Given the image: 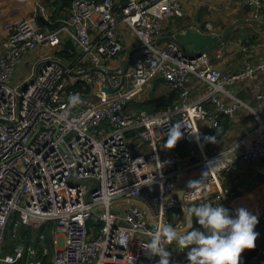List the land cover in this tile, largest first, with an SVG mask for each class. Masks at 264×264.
<instances>
[{"label": "built area", "instance_id": "built-area-1", "mask_svg": "<svg viewBox=\"0 0 264 264\" xmlns=\"http://www.w3.org/2000/svg\"><path fill=\"white\" fill-rule=\"evenodd\" d=\"M12 1L24 12L0 47V264H159L143 247L157 227L191 231L184 207L220 204L235 216L225 174L264 159V116L238 96L264 74V31L261 55L242 46L241 68L226 71L208 52L189 58L161 40L189 0H70L62 17L49 0ZM244 2L257 21L264 0ZM156 79L176 100L148 112L138 104ZM255 96L261 104L264 92ZM241 106L253 113L247 133L204 142ZM174 126L182 138L169 150ZM258 222L256 243L264 211ZM166 251L169 264H189V249Z\"/></svg>", "mask_w": 264, "mask_h": 264}, {"label": "crops", "instance_id": "crops-1", "mask_svg": "<svg viewBox=\"0 0 264 264\" xmlns=\"http://www.w3.org/2000/svg\"><path fill=\"white\" fill-rule=\"evenodd\" d=\"M56 0H49L50 9L54 8V15H59L61 9L54 3ZM196 0H193L195 2ZM202 0V3H196L200 7H203L207 13L205 16L200 17L199 20L194 18L193 9L191 6L186 4L184 6V15L182 21L170 22L164 32V37L161 40L166 39L175 31H183L187 29H199L203 28L206 22H209L212 26L211 32L214 34H222L224 28L233 22H238L236 28L231 30L228 34V38L224 44L215 48L214 50L207 53L208 56L216 57L217 62L214 63L218 68H222L226 71H234L241 68L242 65V53L240 49L242 46H247L249 53L254 58L261 55L263 51V44L260 39L262 32L264 31V13L259 19L253 20L251 17V9L245 5L241 0ZM52 3V4H51ZM14 5V4H13ZM5 6L11 12V5L9 2L5 3ZM15 7H22V5H14ZM24 12V8L18 9L13 16L21 15ZM180 19V18H179ZM179 26H183L179 28ZM239 33V37L235 35ZM235 38V39H234ZM261 41V42H260ZM131 42V41H130ZM129 42V43H130ZM128 44L127 46H129ZM194 81V80H193ZM194 90L198 91L202 87L195 86V82L192 83ZM264 92V74L256 75L255 78L250 82H243L238 96L245 100L252 109L264 116V97L261 104L256 101L255 93ZM198 94V93H197ZM229 120V128L225 131L226 144L236 141L239 137L247 133L254 124L253 113L248 110L245 106L239 107V110L232 119ZM224 141V137H222ZM259 162V161H258ZM250 164L245 166L239 164L237 170L230 178V185L238 189L236 196H232L233 201L231 205L236 213L237 209L245 208L249 213L255 215L257 218L264 211V177L256 178L258 175H264V169L258 173L255 172L251 175V169H255V165ZM239 163V162H238ZM262 167L264 163L262 162ZM249 176V177H248ZM227 184V180H226ZM242 198V199H240ZM256 211V212H254ZM261 226L259 222L256 225L257 231L260 230ZM256 255L252 258L250 264H264V242L256 243Z\"/></svg>", "mask_w": 264, "mask_h": 264}, {"label": "clouds", "instance_id": "clouds-1", "mask_svg": "<svg viewBox=\"0 0 264 264\" xmlns=\"http://www.w3.org/2000/svg\"><path fill=\"white\" fill-rule=\"evenodd\" d=\"M69 99L74 103L78 97L74 95ZM181 138L180 128L172 127L166 149L174 148ZM208 139L215 141L214 137ZM199 183L190 182L188 186L191 188ZM182 211L189 221L195 217L200 228L178 232L171 224H166L150 233V242L143 248L151 256H158L159 264H169L170 253L166 248L173 243L181 250L189 249V264H240L242 253L256 246L258 233L254 229L258 218L245 208L237 209L234 217L220 204L201 203L184 207Z\"/></svg>", "mask_w": 264, "mask_h": 264}, {"label": "rangeland", "instance_id": "rangeland-1", "mask_svg": "<svg viewBox=\"0 0 264 264\" xmlns=\"http://www.w3.org/2000/svg\"><path fill=\"white\" fill-rule=\"evenodd\" d=\"M212 1L215 2V3L217 2L216 0H212ZM5 2H9L10 3V5L12 6L11 9H13V11L10 12L8 10V8L5 6V4L1 3L2 5L0 6V47H1L2 43H3V41L5 40V35L10 31V26H11L12 22L15 21L16 18L18 17V15L13 16L14 13L16 11H18V8H16L14 6V5H17V3H15L12 0L5 1ZM195 2L197 4L199 2L202 3V0H196ZM195 2H193V0H189V5L193 9L194 18L196 20H199L200 17H203V16L206 17L205 14L207 13V11L203 7H200L199 5H197ZM3 7L5 8V10L3 9ZM56 16L62 17L61 14L56 15ZM181 19L182 18L177 19L178 22H181L182 21ZM132 40H133L132 37L128 38L129 42L132 41ZM35 53L38 54L39 50H37ZM211 60H212L213 63L217 62V58L216 57H213V58L211 57ZM148 91H149V97L146 100H151L152 101V103L150 104V107H152V108L156 107L158 109H161V108H164V107L170 105L173 101L176 100L175 92L170 88V86L168 84H166L165 82L161 81L160 79H156L155 81H152L150 87L148 88ZM166 100H169V103L167 105L163 106L162 103L164 101H166ZM262 162H264V160H260L258 162V164H256L254 166L255 169H251V175H249V176L254 175L255 172L260 173L264 169V167H262ZM255 163H253V164H255ZM226 180H227V184L230 185V178H229L228 175H225V181ZM254 230H257V229L255 228ZM259 242H264V239H262ZM254 264H256V261H255Z\"/></svg>", "mask_w": 264, "mask_h": 264}, {"label": "water", "instance_id": "water-1", "mask_svg": "<svg viewBox=\"0 0 264 264\" xmlns=\"http://www.w3.org/2000/svg\"><path fill=\"white\" fill-rule=\"evenodd\" d=\"M244 2V0H241ZM246 5V3L244 2ZM260 14L264 12V6L258 11ZM238 22H233L224 28L222 34H214V33H202L196 29H185L181 31H175L171 36H167L166 40L175 42L183 51V53L189 58H198L202 54L210 52L215 48L221 46L225 43L228 38V34L231 30L234 31L235 26ZM264 27V26H263ZM237 37H239V33H235ZM143 47H137L135 49H131L128 52L126 62L123 67L122 73L124 74L129 63L131 61L132 55L142 49ZM117 88H111L109 85H106L103 90L107 93H113Z\"/></svg>", "mask_w": 264, "mask_h": 264}, {"label": "trees", "instance_id": "trees-1", "mask_svg": "<svg viewBox=\"0 0 264 264\" xmlns=\"http://www.w3.org/2000/svg\"><path fill=\"white\" fill-rule=\"evenodd\" d=\"M6 3V2H5ZM58 8L60 9H64L65 7H68L69 3H70V0H56L54 2ZM5 7V6H4ZM3 7V9L5 10V8ZM57 25V24H56ZM183 26H179V28H182ZM187 29V28H185ZM60 54H63V51H60L59 52ZM152 103L151 100H146L144 102H141L138 104V106L148 112H153V111H157V110H160L158 108H152L150 107V104ZM169 103V100H166L162 103L163 106L167 105ZM162 109V108H161ZM229 128V120L228 118H224L221 120L219 126L217 128H215L214 130H210V131H207L204 135H203V140L204 142L206 143H210L209 139L208 138H211V137H214V138H217V137H220L221 135H223L225 133V131ZM184 146V145H183ZM264 160V159H262ZM264 163V162H263ZM240 163H238V161L235 163V166L229 171L227 172L225 175H228V176H232L235 171L237 170V168L239 167ZM247 166V165H245ZM264 175H258L256 178H263ZM225 185L229 188L230 192L232 193L233 196H236L237 193L239 192L237 188L235 187H232V186H229L228 184H226L225 182ZM242 199V198H240ZM192 222H193V229H199L200 226L199 224L196 222L195 220V217L192 218ZM21 233L23 234H26L27 236H29V232L28 231H24V230H21ZM256 247L252 250H245L242 255H241V260H240V264H250L252 258L256 255ZM46 264V261L45 263Z\"/></svg>", "mask_w": 264, "mask_h": 264}, {"label": "bare ground", "instance_id": "bare-ground-1", "mask_svg": "<svg viewBox=\"0 0 264 264\" xmlns=\"http://www.w3.org/2000/svg\"><path fill=\"white\" fill-rule=\"evenodd\" d=\"M5 4V1L4 0H0V6L2 5V4ZM4 6V5H3ZM16 8H18V9H21L22 10V8L21 7H16ZM254 212H256V211H254Z\"/></svg>", "mask_w": 264, "mask_h": 264}]
</instances>
